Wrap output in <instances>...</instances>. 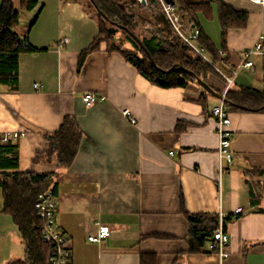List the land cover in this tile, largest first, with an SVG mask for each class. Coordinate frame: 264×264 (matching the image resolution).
Returning <instances> with one entry per match:
<instances>
[{"label":"crops","instance_id":"1","mask_svg":"<svg viewBox=\"0 0 264 264\" xmlns=\"http://www.w3.org/2000/svg\"><path fill=\"white\" fill-rule=\"evenodd\" d=\"M37 1L34 10L21 13L16 30L41 51L21 55L17 89L0 85V135L24 132L14 141L19 171L53 172L56 155L38 159L49 149L45 134L58 131L66 117L76 119L81 148L72 166L61 170L54 194L71 264H264V114L230 112L229 165L220 159L218 124L211 117L220 99L197 83L161 88L106 44L79 71L82 51L99 34L97 19L79 0ZM185 1L208 5L198 12L199 28L226 58L208 83L223 94L222 73L233 75L243 51L264 34V5L224 0L249 19L245 28L228 31L223 51L216 4ZM253 59L255 66L240 70L232 87L264 90V57ZM88 93L106 100L87 106ZM182 200L190 214L230 216L243 209L225 229L227 258L195 249ZM100 225L111 229L110 236L89 242ZM13 226L0 228L1 264L24 257Z\"/></svg>","mask_w":264,"mask_h":264},{"label":"trees","instance_id":"2","mask_svg":"<svg viewBox=\"0 0 264 264\" xmlns=\"http://www.w3.org/2000/svg\"><path fill=\"white\" fill-rule=\"evenodd\" d=\"M0 1V85L17 89L21 55L41 50L30 45L28 34L22 36L16 28L20 22L21 13L34 10L38 6V1L19 0L18 6L15 0ZM79 1L97 19L100 28L99 34L79 57V71L84 66L88 55L98 50L102 44H106L109 51L121 52L129 62L137 67L142 76L165 89L186 87L197 83V78L208 83L210 74H219L215 66H219L226 60L209 36L199 28L198 12L208 8V5L188 4L185 0H176L185 20L199 28L200 35L197 42L211 62L206 61L191 49L170 26L163 24L158 8L150 10L149 20L146 21L143 16L133 10L136 6L143 8L136 0L129 2L130 13L127 12L128 3L124 5L118 0ZM211 2L217 7L222 33V50L225 51L228 31L245 28L249 14L235 9L224 0H211ZM149 21L154 22L151 36L140 38L136 29L141 22ZM120 26L129 29L141 39L154 58L156 66L152 65L139 44ZM119 32L122 34L121 37H118ZM179 67H184L191 73ZM225 98L231 113L264 114V90L247 86L230 87ZM45 139L49 149L44 155L38 156V159L52 158L56 155L58 166V170L45 173L19 171L18 144L14 141L6 143L0 141L2 212L11 217L24 245V257L12 264H50L53 256L52 245L43 239L44 220L41 219L35 204L41 193L55 194L61 170L72 166L81 148L83 132L76 119L70 116L65 118L58 131L45 134ZM182 213L187 219L188 235L194 240L195 249H208L214 232L219 228V215L214 213L190 214L185 210L183 200ZM229 222H231L230 217L224 220V230Z\"/></svg>","mask_w":264,"mask_h":264},{"label":"built area","instance_id":"3","mask_svg":"<svg viewBox=\"0 0 264 264\" xmlns=\"http://www.w3.org/2000/svg\"><path fill=\"white\" fill-rule=\"evenodd\" d=\"M143 8L148 10L158 8L161 14H164L169 26L183 39V41L199 55H201L206 61L211 62L202 48L196 47L194 41H197L200 30L198 27L188 23L183 14L179 10V6L176 0H172L173 3H169L167 0H136ZM256 5H264V0H249ZM254 57H264V34L259 35L256 43L243 51V61L233 71V75H225L222 73L226 81V88L222 96L225 98L228 90L232 87L235 76L240 70H250L255 66ZM105 97L96 95L94 93H88L83 97V102L87 106H92L99 102H104ZM211 117L218 124L219 134V156L221 161H225L229 165L233 164L234 154L231 151V132L228 130L231 124L230 111L224 100H221L218 105L213 107L211 111ZM24 132H6L0 135V141L6 143L9 141H16L20 137L24 136ZM173 155V153H171ZM221 171L223 167L221 166ZM58 201L52 192L41 193L38 196L35 204L36 209L44 220L42 228V236L45 242L52 245L53 256L50 260V264H71L72 250L68 244V239L65 234L59 229L56 221ZM243 213L242 208H238L230 216L220 214L219 216V228L214 232L212 236V242L209 244L208 249L211 252L217 253L221 259H225L229 256V253L225 251V248L229 242V235L224 230V220L228 217L231 220L238 218ZM111 234V229L107 226L100 225L98 235L88 237V241L91 243L100 242L108 238ZM1 264V263H0Z\"/></svg>","mask_w":264,"mask_h":264},{"label":"rangeland","instance_id":"4","mask_svg":"<svg viewBox=\"0 0 264 264\" xmlns=\"http://www.w3.org/2000/svg\"><path fill=\"white\" fill-rule=\"evenodd\" d=\"M131 0H123L122 2H120V3H122V4H126V3H128L127 4V12H129L130 13V4H129V2H130ZM133 10H134V12L135 13H137V14H139L140 16H143L144 17V19L147 21V20H149V15L151 14V11L150 10H148V9H146V8H138L137 6L136 7H134L133 8ZM218 26V25H217ZM154 29V22L153 21H149V22H141L140 23V25H139V27L136 29L137 31V34L140 36V38H142V37H150L151 36V32H152V30ZM122 36V34H121V32H119L118 33V37H121ZM123 38V37H122ZM194 44L196 45V47H199V48H201L200 46H199V44H198V42L197 41H194ZM127 46H129V45H127ZM1 193H2V190H1V188H0V202H1V200H2V203H3V197L1 196ZM2 197V198H1ZM4 217H5V219H7V220H5V222L3 223V222H1V220H0V228H2V227H4L5 228V225L7 224V223H9V225L13 228V229H15V227L13 226L14 224H13V221H11V217L9 216V215H7V214H5V213H3V212H0V219H4ZM16 231H18L17 230V228H16ZM18 253L19 254H21V257L22 256H24V247L22 246V245H20V248L18 249Z\"/></svg>","mask_w":264,"mask_h":264},{"label":"water","instance_id":"5","mask_svg":"<svg viewBox=\"0 0 264 264\" xmlns=\"http://www.w3.org/2000/svg\"><path fill=\"white\" fill-rule=\"evenodd\" d=\"M152 2H156V0H151ZM169 3H173L172 0H167ZM97 7V6H96ZM103 14V12H101ZM104 15V14H103ZM105 16V15H104ZM106 17V16H105ZM107 18V17H106ZM160 18L163 22V24L167 27H169V23L165 17L164 14H160ZM108 19V18H107ZM122 29H125L127 31V33L139 44V46L143 49V51L147 54V56L149 57L152 65L156 66V63H155V60L154 58L151 56L150 52L148 51V49L144 46L143 42L141 41V39L136 35L134 34L133 32H131L129 29L123 27V26H120ZM176 67V66H175ZM181 70L183 71H186L188 73H191V71L187 70L186 68L184 67H179ZM197 84L202 87L205 91H207L211 96L217 98V99H220V100H224L225 102L226 101V98H224L222 96V94L218 93L217 91H215L209 83L203 81L202 79L200 78H197Z\"/></svg>","mask_w":264,"mask_h":264}]
</instances>
